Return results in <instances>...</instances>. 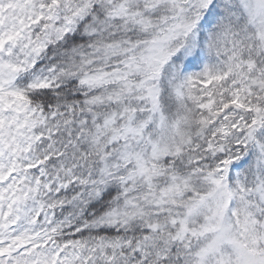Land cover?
Wrapping results in <instances>:
<instances>
[{"label":"snow or ice","instance_id":"snow-or-ice-1","mask_svg":"<svg viewBox=\"0 0 264 264\" xmlns=\"http://www.w3.org/2000/svg\"><path fill=\"white\" fill-rule=\"evenodd\" d=\"M0 264H264V0H0Z\"/></svg>","mask_w":264,"mask_h":264}]
</instances>
